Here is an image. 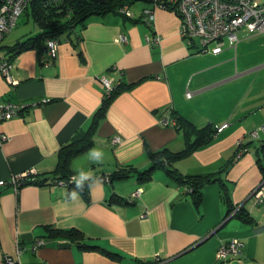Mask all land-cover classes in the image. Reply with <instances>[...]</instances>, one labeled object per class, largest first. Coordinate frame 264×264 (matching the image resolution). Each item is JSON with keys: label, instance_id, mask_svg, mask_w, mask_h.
Wrapping results in <instances>:
<instances>
[{"label": "crops", "instance_id": "1", "mask_svg": "<svg viewBox=\"0 0 264 264\" xmlns=\"http://www.w3.org/2000/svg\"><path fill=\"white\" fill-rule=\"evenodd\" d=\"M154 1L124 5L131 17L93 14L35 45L41 29L25 11L3 37L0 61L16 84L0 72V104L49 101L0 123L6 137L0 142V264L17 245L25 248L20 264H264V204L252 195L264 179L258 154L264 141V35L239 30L235 46L199 54L197 42L188 46L181 38L179 15ZM145 9L152 10L149 24L142 19ZM49 40L57 44L55 57L48 54ZM101 76L123 90L108 105L94 145L70 161L72 177L83 170L97 182L86 183L75 202L69 199L75 184L11 186L23 172L30 181L52 178L59 149L88 129L101 106ZM177 117L196 128L227 127L189 154L164 161L166 167L153 168L149 153L175 154L192 143L177 129ZM164 118L169 124H162ZM93 148L103 151L102 162L89 159ZM124 166L133 168L131 175L112 178ZM167 167L217 180L201 189L195 206L190 186L177 183ZM136 188L141 195L127 202ZM239 210L244 219L233 215ZM71 230L78 233L73 240L57 234ZM36 240L43 244L33 253ZM231 240L242 243L241 254L218 262L217 249Z\"/></svg>", "mask_w": 264, "mask_h": 264}, {"label": "built area", "instance_id": "2", "mask_svg": "<svg viewBox=\"0 0 264 264\" xmlns=\"http://www.w3.org/2000/svg\"><path fill=\"white\" fill-rule=\"evenodd\" d=\"M31 0H1L0 1V43L3 37L10 32L17 23L20 15L23 14ZM155 6L162 9L174 10L180 17L181 28L180 36L188 45L197 42V50L201 53L210 52L217 54L221 52L224 44L235 46L238 42L239 30H245L250 34L264 35V2L262 0H155ZM119 12L130 16L128 9L124 6ZM153 15L149 10H145L143 20L150 23ZM232 26H239L235 31ZM158 41V38L154 39ZM48 54L55 57L57 44L54 40L47 42ZM0 72L10 84H16L9 73V65L0 61ZM100 82L104 89V95L109 94L113 88L112 82L102 76ZM190 96V93H187ZM49 101H31L29 103L12 102L0 104V123L19 115L22 110L28 107H36ZM162 124H169V119H162ZM227 124L216 128L217 133L221 132ZM255 132L250 135H255ZM6 140L4 135H0V142ZM112 144L119 142L118 137L111 140ZM241 152V151H240ZM29 172H23L11 178L10 184L18 188L22 182L26 181ZM108 178L101 177L103 181ZM4 185V181H0ZM141 188L133 190L127 198V202H132L139 197ZM256 204H264V179L260 182L253 194ZM43 244L42 240H36L30 247L31 252ZM242 243L238 240H231L219 246L216 251V260L225 263L232 257L241 254ZM25 250L24 247L17 245L13 256L4 258L5 264H20V255Z\"/></svg>", "mask_w": 264, "mask_h": 264}, {"label": "trees", "instance_id": "3", "mask_svg": "<svg viewBox=\"0 0 264 264\" xmlns=\"http://www.w3.org/2000/svg\"><path fill=\"white\" fill-rule=\"evenodd\" d=\"M137 0H31L27 8L26 13H30L37 25L40 27L41 33L34 38V45L37 42L44 41L46 39H53L59 35L66 33L73 27H77L85 22V20L93 14H101L108 12H115L118 8L124 7V5H130ZM146 1V0H144ZM151 1V0H149ZM24 11V12H25ZM23 45V44H21ZM23 46H19L22 49ZM24 47L23 49H25ZM6 53H11L10 48L6 50ZM124 85H114L108 95H105L99 110L94 115L90 126L85 131H77L71 140L62 146L58 152V163L53 172L51 179L42 180H27V183L34 184H47L58 181L66 182L67 185L73 186L72 174L70 170V161L74 156L85 152L94 145V134L96 133L99 123L104 119L105 112L110 102L123 90ZM27 109L22 110L20 114H23ZM178 122V123H177ZM177 129L183 130L185 139L191 138V142L185 150L179 153H170L166 150L149 153L148 157L153 161V168L166 167L173 159L181 158L189 154L195 147L203 143H208L213 136H215L216 129L210 125H206L202 128H196L192 124L177 117ZM195 137L194 141L192 139ZM248 146V143L242 145ZM258 154L264 157V141L261 144ZM133 168L130 166H124L118 168L112 174V178H127L133 172ZM149 172H145V175H149ZM169 176L173 178L177 183L187 184L191 188V196L195 206L201 201V189L215 179L212 175L207 176H182L176 169H170L167 167ZM111 178V177H110ZM68 181V182H67ZM85 192V189H83ZM233 211V208L228 206V212ZM240 211V210H239ZM235 212L238 218H245L243 212ZM58 235H64L73 240L78 237L77 231L59 232Z\"/></svg>", "mask_w": 264, "mask_h": 264}, {"label": "clouds", "instance_id": "4", "mask_svg": "<svg viewBox=\"0 0 264 264\" xmlns=\"http://www.w3.org/2000/svg\"><path fill=\"white\" fill-rule=\"evenodd\" d=\"M88 157L90 160L96 163H100L103 161L104 153L102 150L93 148L89 151ZM77 175L72 177V181L75 184V189L69 193V199L73 202L80 200V192L83 191L85 184L87 183L89 187L93 183H96V179L89 172H85L83 170H76ZM79 190V191H77Z\"/></svg>", "mask_w": 264, "mask_h": 264}, {"label": "bare ground", "instance_id": "5", "mask_svg": "<svg viewBox=\"0 0 264 264\" xmlns=\"http://www.w3.org/2000/svg\"><path fill=\"white\" fill-rule=\"evenodd\" d=\"M121 8H123V7H121ZM119 9H120V8L117 9V12H118V13H120V12H119ZM127 9H128V8H127ZM145 10H149V11L151 12V14H152V10H151V9H145ZM145 10H143V12H142V19H143V14H144V11H145ZM128 12H129V10H128ZM129 13H130V12H129ZM120 14H122V13H120ZM123 15H125V16H127V17H131V16H132L131 13H130V16H128V15H126V14H123ZM148 24H149V23H148ZM232 27H233V29H234L235 31L239 28V26H232ZM181 38H182V37H181ZM182 39H183V38H182ZM183 40H184V39H183ZM238 41H239V37H238ZM237 43H238V42H237ZM237 43H236V44H237ZM187 45H188V44H187ZM191 45H192V44H191ZM191 45H188V46H191ZM225 46H229V45L224 44V46L222 47V50H223V48H224ZM222 50H221V51H222ZM195 51H196L197 53H199V54H202L201 52H198V50H197L196 48H195ZM219 53H220V52H219ZM101 77H102V76H101ZM101 77H100V78H101ZM104 77L107 78L106 76H104ZM107 79H108V78H107ZM47 102H48V101H47ZM141 193H142V192L140 191V194H139V195H141ZM132 202H133V201H132Z\"/></svg>", "mask_w": 264, "mask_h": 264}, {"label": "rangeland", "instance_id": "6", "mask_svg": "<svg viewBox=\"0 0 264 264\" xmlns=\"http://www.w3.org/2000/svg\"><path fill=\"white\" fill-rule=\"evenodd\" d=\"M135 4H140V3H138V2H136ZM132 6H134V5H132ZM26 23H22L21 22V25H25ZM243 30V29H242ZM245 31V30H244ZM246 33H248L247 31H245ZM248 34H250V33H248ZM202 54H205V53H202ZM212 54V53H211ZM187 95V94H186ZM216 133H217V131H216Z\"/></svg>", "mask_w": 264, "mask_h": 264}, {"label": "water", "instance_id": "7", "mask_svg": "<svg viewBox=\"0 0 264 264\" xmlns=\"http://www.w3.org/2000/svg\"><path fill=\"white\" fill-rule=\"evenodd\" d=\"M24 182H22V184H23Z\"/></svg>", "mask_w": 264, "mask_h": 264}]
</instances>
